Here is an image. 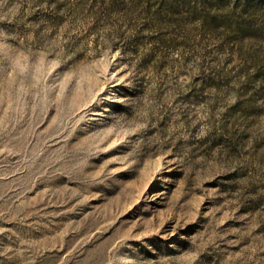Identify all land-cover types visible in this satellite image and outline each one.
Segmentation results:
<instances>
[{
    "label": "rangeland",
    "instance_id": "374dc122",
    "mask_svg": "<svg viewBox=\"0 0 264 264\" xmlns=\"http://www.w3.org/2000/svg\"><path fill=\"white\" fill-rule=\"evenodd\" d=\"M0 264H264V0H0Z\"/></svg>",
    "mask_w": 264,
    "mask_h": 264
}]
</instances>
